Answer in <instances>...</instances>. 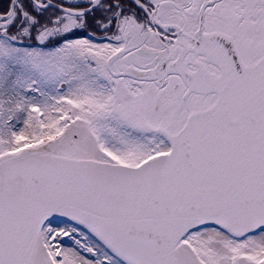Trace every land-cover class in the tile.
I'll return each instance as SVG.
<instances>
[{
  "label": "snow or ice",
  "instance_id": "obj_1",
  "mask_svg": "<svg viewBox=\"0 0 264 264\" xmlns=\"http://www.w3.org/2000/svg\"><path fill=\"white\" fill-rule=\"evenodd\" d=\"M67 3L0 0V264H264V0Z\"/></svg>",
  "mask_w": 264,
  "mask_h": 264
},
{
  "label": "flooded vegetation",
  "instance_id": "obj_2",
  "mask_svg": "<svg viewBox=\"0 0 264 264\" xmlns=\"http://www.w3.org/2000/svg\"><path fill=\"white\" fill-rule=\"evenodd\" d=\"M54 3H65V6H71L69 3H67V0H52Z\"/></svg>",
  "mask_w": 264,
  "mask_h": 264
},
{
  "label": "trees",
  "instance_id": "obj_3",
  "mask_svg": "<svg viewBox=\"0 0 264 264\" xmlns=\"http://www.w3.org/2000/svg\"><path fill=\"white\" fill-rule=\"evenodd\" d=\"M68 243H71V241H68Z\"/></svg>",
  "mask_w": 264,
  "mask_h": 264
},
{
  "label": "water",
  "instance_id": "obj_4",
  "mask_svg": "<svg viewBox=\"0 0 264 264\" xmlns=\"http://www.w3.org/2000/svg\"><path fill=\"white\" fill-rule=\"evenodd\" d=\"M53 4H57V3H54V2H52Z\"/></svg>",
  "mask_w": 264,
  "mask_h": 264
}]
</instances>
